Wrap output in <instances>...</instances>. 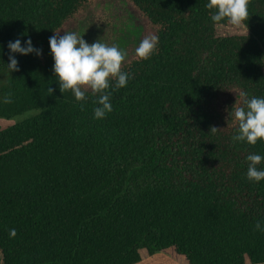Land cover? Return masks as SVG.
Instances as JSON below:
<instances>
[{"label": "trees", "instance_id": "obj_1", "mask_svg": "<svg viewBox=\"0 0 264 264\" xmlns=\"http://www.w3.org/2000/svg\"><path fill=\"white\" fill-rule=\"evenodd\" d=\"M96 1L0 0V119L31 114L0 131V264H264V180L247 178L264 140L234 142L231 116L264 98V0L239 28L209 0H127L158 44L110 81L104 119L99 94L60 91L49 44ZM17 39L42 56L11 53Z\"/></svg>", "mask_w": 264, "mask_h": 264}, {"label": "clouds", "instance_id": "obj_2", "mask_svg": "<svg viewBox=\"0 0 264 264\" xmlns=\"http://www.w3.org/2000/svg\"><path fill=\"white\" fill-rule=\"evenodd\" d=\"M251 0H209L206 7L215 10L211 13V19L219 24L221 21L228 25L239 28L245 21L249 20V5ZM84 36H79L75 32H66L49 38L51 54L54 59V73L56 74L60 91L71 90L77 101H86L85 91L90 89L94 94H99L97 103L100 107L94 109V118L104 119L108 113L113 111L110 103L111 93L108 91L112 86L110 81H115V89L127 86L129 74L122 71V65L127 58V52L118 46H109L101 40L92 44L87 43ZM158 37L156 35L146 36L136 48V56L141 60H148L156 51ZM11 53L27 56L35 54L42 56V50L33 47L31 39H28L26 46H22L21 40L9 42ZM10 63L7 67L10 72L20 71L18 60L15 55L9 56ZM49 95L54 90L48 88ZM6 104L12 103L11 93L3 98ZM245 107L234 106L231 116L238 121L239 134L233 136V141L247 142L255 145L258 141L264 140V98H251L245 100ZM83 110V105H81ZM230 114V113H229ZM218 130L212 126L210 132L217 133ZM249 181L260 182L264 180V170H258L264 157L257 154L247 156ZM257 230H261V223L255 225ZM10 237L15 238V229L9 231Z\"/></svg>", "mask_w": 264, "mask_h": 264}, {"label": "rangeland", "instance_id": "obj_3", "mask_svg": "<svg viewBox=\"0 0 264 264\" xmlns=\"http://www.w3.org/2000/svg\"><path fill=\"white\" fill-rule=\"evenodd\" d=\"M66 32L84 36L89 44L101 40L109 46H118L127 52L123 65L137 57L135 50L146 36L155 35L153 27L127 0H97L59 31L60 35ZM29 116L31 114L15 121L0 120V131ZM139 264L178 263L166 255L156 254Z\"/></svg>", "mask_w": 264, "mask_h": 264}, {"label": "crops", "instance_id": "obj_4", "mask_svg": "<svg viewBox=\"0 0 264 264\" xmlns=\"http://www.w3.org/2000/svg\"><path fill=\"white\" fill-rule=\"evenodd\" d=\"M0 120H2V119H0Z\"/></svg>", "mask_w": 264, "mask_h": 264}]
</instances>
